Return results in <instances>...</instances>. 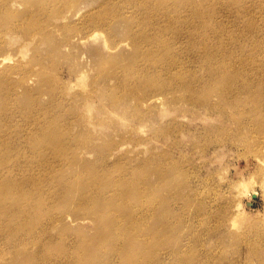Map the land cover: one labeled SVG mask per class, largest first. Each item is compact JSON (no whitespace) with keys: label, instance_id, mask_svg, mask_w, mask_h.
Returning a JSON list of instances; mask_svg holds the SVG:
<instances>
[{"label":"rangeland","instance_id":"rangeland-1","mask_svg":"<svg viewBox=\"0 0 264 264\" xmlns=\"http://www.w3.org/2000/svg\"><path fill=\"white\" fill-rule=\"evenodd\" d=\"M178 1L0 0V15L4 17L0 19V58L10 57L0 69L15 67L10 74L15 97L22 104L30 103V111L39 115L28 122L15 114V133L8 132L0 140V157L7 150L10 159L0 173L12 172L15 179L24 177L19 168L23 165L15 166L17 158L23 164L29 159L33 173L40 171L37 165L48 166L47 154L35 156L29 148L36 143L32 135L42 127L39 122L43 118L62 117L63 127L58 128L56 140L68 145L66 155L54 158L53 163L69 173L62 175L58 170L52 175L53 188L61 189V199L44 202L42 209V204L36 203L39 212H35V206L29 210L32 218L23 217L25 222L28 218L34 222L31 229L38 232V243L47 245L44 254L55 258L56 253H74L78 244L102 230L90 213L78 210L83 201L81 193L75 191L90 175L96 177L104 192L113 189L108 180L125 177L138 184L135 190H124V200L129 204L118 212L109 208L104 213H118L128 229L137 220L139 226L133 228L140 235L157 239L148 244L149 252L144 257L147 264L155 256L159 264H264V69H258L264 56L261 61L260 57L251 61L256 48L252 34L248 40L241 39L244 42L232 53L221 54L220 48L214 55L219 64L233 57L249 60L251 69L230 72L226 64L225 71H221L215 64L207 71L208 53L200 55L191 47L199 46L201 41L193 39L191 46L186 43V35L197 33L204 18L221 27L220 38L224 41L240 35L234 32L250 31L252 21L263 33L264 1L223 0L206 9L204 17L193 16L189 4ZM146 4L168 6L164 13L158 10L148 19H141L144 26L131 22ZM186 18H190L191 27L182 23ZM8 21L14 24L12 30L6 26ZM171 22L183 29L171 30ZM142 36L164 40L177 52L173 62L161 55L155 57L156 63L141 59L144 72L156 68V81L128 78L116 63L133 55L137 50L134 39ZM138 45L140 55L155 46L148 40H138ZM182 74L194 78L190 81L195 82L199 92H208L209 99L202 101L204 97L192 94L182 83L185 78H177ZM135 75H141V71ZM211 80L217 86L235 87L249 81L256 91L243 93L240 97L244 102L234 96L223 99L216 89H210ZM2 85L5 88V83ZM154 95L161 99L151 101ZM257 107L262 115L255 110ZM54 125L59 127V122ZM42 147L50 149L39 145L36 154ZM49 156L53 157L51 153ZM40 177L38 185L47 191L49 185L42 170ZM147 180L160 187L140 198V187ZM25 196L33 200L30 194ZM31 203L34 206L35 202ZM6 232L0 230V264H27L25 256L39 251L38 244H20L13 249L7 243ZM124 256L133 259L136 253Z\"/></svg>","mask_w":264,"mask_h":264},{"label":"bare ground","instance_id":"bare-ground-1","mask_svg":"<svg viewBox=\"0 0 264 264\" xmlns=\"http://www.w3.org/2000/svg\"><path fill=\"white\" fill-rule=\"evenodd\" d=\"M222 1L223 0H201V2L198 3L197 0H180L178 2L182 5L189 4L191 9L195 12L193 16H203L204 17V12L206 9L215 7L216 5H220ZM262 1L264 0H261V2ZM243 5L246 6V3H243ZM167 6L168 5L151 6V5L146 4L145 7L140 8L141 10H139L138 13L134 15V17L130 21L134 22V24L138 23V25L144 26V23H143L144 21H140L141 19H144V18L148 19V17H150L153 13H156L158 10L161 13L162 11L164 13V10H166ZM1 11H3V9H1L0 7V12ZM2 18L4 17L0 15V19ZM204 19L201 20L200 29L198 30L197 33L186 35L187 37L186 43L190 45L189 42L193 39L201 41L199 46H196V47L191 46V45L190 46L193 49L199 50L200 55L204 53H208V54H205V55H209V58L205 62V69L207 71H209L211 68H215L216 67L215 64L219 65V67L221 68V71H225L224 67L226 66V64H227V67H225V69L230 72H233L236 69H240L246 72L249 69H251L252 67L251 68L248 67L249 60L243 61L242 59H236L235 57H233V59L229 61L228 63L219 64L214 61V55L217 53L218 49L220 48H222L221 54L232 53L233 48L238 47L244 42V41H241V39L248 40L249 36H251L252 34L255 35L254 45L256 48H254L253 50L251 61L252 59H254L253 61L256 62L255 58L258 59L257 57H260L259 61H261V58H262L261 56L262 55L264 56V37H261V36H264V30H263V33L260 30L259 31L256 30L255 29L256 26L254 25L253 21L249 25V27H251L250 31L246 29L245 31L234 32L240 35L237 38H232L233 36L232 35L230 38H228V40L224 41L220 38V37L223 38L221 27H216L212 25L211 23L213 22V20L211 19H208V20H204ZM193 20H195L196 22L199 21V19H194V18ZM237 20L239 19L237 18ZM182 23L184 25H188V27H191L190 18L184 19ZM6 26L10 30L14 28V24H12L10 21L6 23ZM169 26H170V29L175 32H180L181 31L180 28L183 29V27L180 26V24L178 26L177 24L173 22H171ZM192 31H197V30L192 29ZM1 38H3L2 35H1ZM138 40H141V41L148 40L151 43H153L155 46L154 48L149 50L146 53V55H140ZM219 40L221 44L215 45ZM134 43L137 45V50L133 51V55L129 57H125L127 59L123 58V61L122 59H119V61L117 60L116 62V63H119L118 65L120 67L124 68L125 75L128 78H133L134 80H137L139 79V77H142V78H146L149 81H156L157 80L156 68H152L151 71L148 70L144 72L142 64H141V59L145 60L146 63H156L154 59L157 55H161L162 57L165 58V61H169V62L176 61L178 58L177 52L174 50H171L170 46L167 43H165L164 40L156 39L153 36H142L140 38L135 37ZM158 51H160L161 54H154L155 52H158ZM9 58H10L9 56L3 55L0 58V65L6 64ZM261 63H262L260 64L261 67H258V69H264V59L263 58H262ZM159 64H162V63H159ZM14 68L15 67L13 68L8 67L7 69L6 68L0 69V140H2L1 137H5L6 135H8V132L15 133V123L13 122L15 121L16 113H18L17 114L18 116L19 114L23 116L28 122L33 119L37 120L39 118V115L35 116L30 111V103L22 104L20 101L17 100L18 98L15 97V85H12L11 83L12 81L10 77V74L12 73V70ZM140 71H141V75L136 76L135 73L140 72ZM2 77H4L5 79H1ZM179 77L185 78V82H182V83L190 89V92L192 94L200 95L204 97L205 99L201 98L203 99L202 101H206L209 99L208 96H210V94L208 92H199V90L196 87L197 85H195V82L192 83L190 81L194 78L190 77L187 74L179 75L177 78ZM2 83H5V88L3 87ZM210 89L211 90L216 89L221 95V98L223 99H227L228 97H231V96L238 97L239 102H244L243 99L240 97L243 93L256 91V89L253 88L252 83H250L249 81H245L244 85L240 87H235L232 84L217 86L213 82V80H211ZM160 99H161L160 95H154L152 96L151 101L152 100L159 101ZM255 110L257 111L259 115H262V112H260V108L257 107L255 108ZM242 113L244 112L242 111ZM61 121H62V117L58 119L43 118L39 122L40 124H42V127L40 129L36 128L35 132L32 135V137L36 139V143H35L36 145L34 144L32 147L30 146L29 148H31L35 152V156L42 157L45 154H47V165L48 166L39 167V165H37L38 168L40 169V171H38L39 174L32 172L33 167L30 166L31 164L27 163L30 161L29 159L26 161V163L23 164L18 158L15 159V166L23 165L19 168L24 172V177L15 179V175L12 172L8 174L0 173V230L3 229L4 231H7L6 240H7L8 245L13 247L14 249L20 244L26 246L27 243H32V244L37 243L39 246V251H37L34 254L25 256V258L29 261L27 264H33V262L49 263L51 261H55L57 263H61L63 261L62 264H147L145 262L144 257H145V253L149 252L147 251L149 250L148 244H152L153 242L157 241V239L155 240L153 238L154 239L153 240L151 237H148L145 239L144 236L140 235L133 228L135 226H139V221L137 222V220L134 221V226L128 229L127 222L118 213L116 212L106 213L105 212L107 216L104 213V211L109 208L111 210L113 209V211L115 210L118 212V209H121V206L129 204L128 200L127 202L126 200H124L125 197L123 195H125L126 189L135 190V188L138 187V184L126 179L125 177L119 178V181H114V180L109 181L107 179L109 186H111L114 190L111 189L110 191L104 192L100 190V186L97 184L96 177L86 175L89 178H92V180L88 178L86 182L81 184L80 189H76V191L74 190L75 192L81 193V200L83 201L82 205L79 207L78 210L79 212L83 211L84 213L86 212L90 213L91 217H94L96 219V226L98 225V227L102 228V230H97V232H95L87 242L85 243L82 242V244H78L77 249L75 250L74 253L72 252L70 253L69 250L66 249L68 251L65 252V255L62 254L64 252L61 253V255H64V256L57 255L58 256L57 257L56 254L58 253H56L54 255L55 258H53L50 255L44 254L45 253L44 248L47 245L42 242H41V245L38 243L37 241L38 232L35 233V231L31 229L35 227L34 222L31 223V221L28 220L29 218H32V214L29 215V213H31V211L29 210L35 209L36 203L37 204L40 203V205L42 204V207H41L42 209L43 206L45 205V204L43 205L44 202L46 204L50 202L54 203L56 202L55 199L56 200L61 199V196H60L61 189L54 190L53 187H55V185L53 186V183H52L53 182L52 175L58 172V170H60V173L62 175L63 173H68V172L61 171L62 168L59 167L58 164H53L54 158L56 157L62 158L68 152V145L65 142L63 144H59L57 143V140H56L59 138V136H57V130L63 127V124L61 123ZM55 122L56 124L59 122V127H55L54 125ZM54 136L56 137L53 139ZM3 141H6V138H4ZM39 145L40 146L47 145L50 147V149L47 147V150L49 149V151H46L44 147H42V149H39L36 154V148L38 149ZM52 147H54L56 150H52ZM6 153H8V151L4 150V152L1 154L0 169L7 168L8 163L10 161L9 157L6 156ZM50 153L53 155V157L49 156ZM28 155L26 157H28ZM17 157L21 158L20 155ZM41 170L43 171L45 175V179L44 178L43 179L46 180V182L49 185V189L47 191L38 185V181L42 179L40 177ZM65 175H69V173ZM161 175L163 176L164 174L162 173ZM75 181L80 182V179H76ZM159 187H160V184L153 185L152 183H149L147 180L145 185L140 187L139 197L141 198L142 196L143 198L144 196H147L151 194L153 191L157 190ZM184 190H185V187H184ZM74 191L72 193H75ZM26 194L31 195V200L33 199L31 202L33 203L35 202L34 206H32V203L30 202V197L28 198L25 196ZM157 200L153 202H157ZM203 201L204 200L202 199V202ZM40 205L36 206V209H35L36 213L39 212ZM205 212L206 211H204V213ZM167 216L168 215H165L164 217H167ZM23 217L24 218L29 217V218L25 222V220H23ZM132 221L133 219L130 220V222ZM13 223L15 225H13ZM101 225H105L106 227L108 226L107 227L108 229H106V227H103ZM124 226H125L124 229H120ZM7 229L10 230V232ZM123 235L127 237V240L125 242L123 241ZM162 235H165V234H162ZM158 237L156 235V238ZM149 238L152 239V242L151 240H149ZM166 239L164 241H166ZM160 240L161 239L159 238V241ZM124 251L126 253V256H127V253H130V255H134L136 253V256L133 259L131 258V256H129L130 258H128V256L125 257ZM138 252L139 254L137 255ZM122 256L124 257L123 260H122ZM157 258L158 257L155 256L154 261L151 264H159L160 262H158ZM176 264H179V263H176Z\"/></svg>","mask_w":264,"mask_h":264}]
</instances>
